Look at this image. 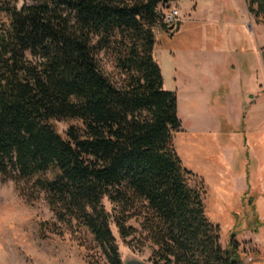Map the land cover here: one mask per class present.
<instances>
[{
  "label": "trees",
  "instance_id": "1",
  "mask_svg": "<svg viewBox=\"0 0 264 264\" xmlns=\"http://www.w3.org/2000/svg\"><path fill=\"white\" fill-rule=\"evenodd\" d=\"M171 1L0 0V175L27 200L44 194L41 235L87 229L100 249L89 264H124L112 223L133 248L152 245L151 264L242 263L173 143L178 95L154 55ZM246 1L264 19V0ZM54 119L80 123L63 134Z\"/></svg>",
  "mask_w": 264,
  "mask_h": 264
},
{
  "label": "rangeland",
  "instance_id": "2",
  "mask_svg": "<svg viewBox=\"0 0 264 264\" xmlns=\"http://www.w3.org/2000/svg\"><path fill=\"white\" fill-rule=\"evenodd\" d=\"M24 1L31 2L18 0V5ZM242 6L232 8L228 15L242 18ZM183 15L185 20L179 30H156L154 55L169 87L165 89L175 90L179 72L195 61L202 69L213 70V82H224L226 78L220 77L219 71L236 64V55L241 51L239 66L241 73H246L253 45L264 42V28L253 22L242 26L238 20L236 29L230 32L240 33L239 40L235 46L229 45L227 55L222 57L223 48L216 43L218 36L211 26L213 14L207 10ZM5 20L0 12V24ZM102 64L110 74L115 72L107 56L102 57ZM230 73L237 78L235 68L228 71L227 77ZM221 84L206 85L207 93H179L181 128L173 131V143L184 166L195 172L191 184L199 186L204 182L205 210L209 219L220 225L222 244L226 245L235 232L240 241L241 264H264V140H246L242 131L244 106L241 104L239 110L231 102L229 108H223L228 94L226 85ZM234 95L233 92L232 98ZM237 113L241 119L236 118ZM52 121L63 134L71 123H80L77 119ZM104 204L111 209L107 198ZM48 219H53V212L43 193L27 200L13 179L0 175V264H89L100 257L99 247L85 228L63 227L61 233L49 231L41 235L39 224ZM129 223L138 226L134 220ZM111 228L124 263L134 257L149 261L150 243L142 249L133 248L137 242L132 247L127 243L131 237L123 239L114 223Z\"/></svg>",
  "mask_w": 264,
  "mask_h": 264
},
{
  "label": "crops",
  "instance_id": "3",
  "mask_svg": "<svg viewBox=\"0 0 264 264\" xmlns=\"http://www.w3.org/2000/svg\"><path fill=\"white\" fill-rule=\"evenodd\" d=\"M240 4H244V7H241L243 9L242 18L236 15H228L232 8L237 7ZM173 6L178 7L180 12V20L175 25L177 30L180 29L181 24L185 20L184 15L182 16L183 12L191 15V12L195 13L208 10L213 14L210 15L212 19L211 26L215 29L214 35L218 36L216 38V43L223 48L222 57L227 55L229 45L233 46L234 44L235 46V43L239 40L240 33L238 34L235 31L230 32V29H236V26L238 25L236 23L238 20L242 26L249 25L253 22L255 26L261 29L264 28V19L257 18L251 14L246 0H173L170 2L169 7ZM206 26L203 28H206ZM174 29L168 30L172 31ZM159 30L165 32L164 29L160 28ZM205 33L206 36L209 34L206 31ZM253 46L254 48L251 49L252 55L250 56L249 63L245 70L246 73H241L239 66L242 57L241 51L240 54L236 55V64H232L230 69L226 67V71L225 69H223V72L219 71L220 77L222 76L223 78H226V81L224 82H221V80L213 82V79L215 80L213 77V70L210 72L209 70L202 69L197 61L192 65H185L184 70L179 72L175 80L174 91L178 92V105L180 101L179 93L183 92V90H185V92L207 93L208 89L205 88L206 85L215 84L219 87L222 85L221 83H223V85H226L225 90H227L228 94V97L224 98L225 105L223 108H229L231 102L236 103L235 107L239 110L241 104L244 106L243 112L245 113V117L242 131L245 134L246 140H254V138L264 140V42H257V44H254ZM223 60L224 58L221 60L219 69H222ZM231 68L237 70L238 74L236 79L232 78L231 73L229 74V77H227L228 71H230ZM164 85L165 88H169L166 86V81H164ZM233 92L235 93V98H232ZM236 118L241 119L239 113H237ZM223 120L224 116L222 124ZM222 124L220 126L223 128ZM221 127L218 129L219 131H221Z\"/></svg>",
  "mask_w": 264,
  "mask_h": 264
},
{
  "label": "built area",
  "instance_id": "4",
  "mask_svg": "<svg viewBox=\"0 0 264 264\" xmlns=\"http://www.w3.org/2000/svg\"><path fill=\"white\" fill-rule=\"evenodd\" d=\"M180 12H179V8L178 7H169L163 14V20L166 24L170 25V24H175L177 22H179L180 18H179Z\"/></svg>",
  "mask_w": 264,
  "mask_h": 264
},
{
  "label": "water",
  "instance_id": "5",
  "mask_svg": "<svg viewBox=\"0 0 264 264\" xmlns=\"http://www.w3.org/2000/svg\"><path fill=\"white\" fill-rule=\"evenodd\" d=\"M174 28H175V24L169 25V29H174ZM124 264H151V263L149 261L134 257L127 259Z\"/></svg>",
  "mask_w": 264,
  "mask_h": 264
}]
</instances>
